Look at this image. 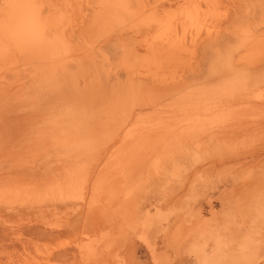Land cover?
I'll return each instance as SVG.
<instances>
[{
  "label": "rangeland",
  "instance_id": "rangeland-1",
  "mask_svg": "<svg viewBox=\"0 0 264 264\" xmlns=\"http://www.w3.org/2000/svg\"><path fill=\"white\" fill-rule=\"evenodd\" d=\"M0 264H264V0H0Z\"/></svg>",
  "mask_w": 264,
  "mask_h": 264
},
{
  "label": "bare ground",
  "instance_id": "bare-ground-1",
  "mask_svg": "<svg viewBox=\"0 0 264 264\" xmlns=\"http://www.w3.org/2000/svg\"><path fill=\"white\" fill-rule=\"evenodd\" d=\"M193 3V2H192ZM191 3V4H192ZM197 6V2H195V3H193V5H191V6H189L190 8L189 9H187L188 11H186L187 12V15L189 16H193L194 14H196V9H195V7ZM191 13V14H190ZM165 26V33H166V36H163L161 39V41H159V42H152V43H150V45L148 46L149 48H152V49H155V51L158 53V55L159 56H164V55H166L165 53L168 51V49L170 50V49H177L178 47H177V45L178 44H181V41H182V39H180V37L179 38H173V37H168L167 38V36H169V34H171V32H170V30H169V28H171V26H175V23L174 22H171V21H168V22H164L163 23V27ZM168 32H170V33H168ZM183 42V41H182ZM174 51V50H173ZM168 52H170V51H168ZM238 52V51H237ZM172 53V52H171ZM168 54H170V53H168ZM229 59H230V57H229ZM245 84L247 83V82H244ZM237 108V107H236ZM188 109V108H187ZM220 111V110H219ZM218 111V112H219ZM220 113V112H219ZM233 113V112H232ZM251 115V114H250ZM220 116V115H219ZM219 116H218V118H219ZM224 116V115H223ZM226 117V116H225ZM238 117V116H237ZM212 118H214V117H212ZM236 118V117H235ZM237 119V118H236ZM262 119V118H261ZM193 120V119H192ZM206 120V119H205ZM221 120V119H220ZM243 120V119H242ZM219 122V121H218ZM206 123V122H205ZM208 123V122H207ZM194 124V123H193ZM182 125V124H181ZM183 126V125H182ZM204 126V125H203ZM246 126V125H245ZM179 127H180V125H179ZM194 128V127H193ZM241 128V127H240ZM196 129V128H195ZM197 129H198V127H197ZM209 129V128H208ZM177 130V129H176ZM185 130V129H184ZM194 131V130H193ZM181 132H182V129H181ZM183 133V132H182ZM196 133V132H195ZM193 135V134H192ZM181 136V135H180ZM182 136H183V134H182ZM145 144V143H144ZM143 144V145H144ZM132 153V152H131ZM125 155V154H124Z\"/></svg>",
  "mask_w": 264,
  "mask_h": 264
}]
</instances>
